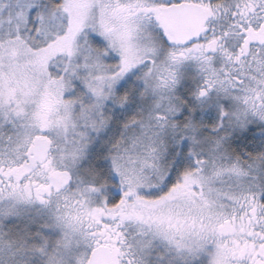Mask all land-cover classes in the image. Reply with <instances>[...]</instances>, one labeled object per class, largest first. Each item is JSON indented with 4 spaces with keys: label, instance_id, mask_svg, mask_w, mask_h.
I'll return each mask as SVG.
<instances>
[{
    "label": "snow or ice",
    "instance_id": "6c2138e0",
    "mask_svg": "<svg viewBox=\"0 0 264 264\" xmlns=\"http://www.w3.org/2000/svg\"><path fill=\"white\" fill-rule=\"evenodd\" d=\"M0 264H264V0H0Z\"/></svg>",
    "mask_w": 264,
    "mask_h": 264
}]
</instances>
